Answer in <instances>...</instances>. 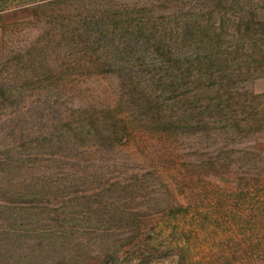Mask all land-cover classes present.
Listing matches in <instances>:
<instances>
[{"label": "rangeland", "instance_id": "1", "mask_svg": "<svg viewBox=\"0 0 264 264\" xmlns=\"http://www.w3.org/2000/svg\"><path fill=\"white\" fill-rule=\"evenodd\" d=\"M259 23L264 0L1 11L0 264H264Z\"/></svg>", "mask_w": 264, "mask_h": 264}, {"label": "trees", "instance_id": "2", "mask_svg": "<svg viewBox=\"0 0 264 264\" xmlns=\"http://www.w3.org/2000/svg\"><path fill=\"white\" fill-rule=\"evenodd\" d=\"M42 1L43 0H36V1H28V0H25V1H23V0H16V2H15V4H13V6H7V7H5V8H1L0 9V12L2 11V13H4V12H7V11H12V10H14V8H16V7H21V6H26V5H30V4H40V3H42ZM18 3V4H17ZM16 4H17V6H16ZM115 15H116V13H112L111 14V16H109L110 17V20L112 19V18H114L116 21H117V24H116V27L117 26H119L120 27V29L123 31L122 32V37H124V38H126L127 40L129 39L130 40V38L131 37H133V38H137L138 40L140 39V36L141 37H145L144 36V32L143 31H145L144 29H149L150 30V34H148V35H150V36H152V38L153 39H155L154 37H153V34H154V31L156 30L155 28H156V26H155V24L153 23V21H152V17H150V21L147 19L146 20V22H139V23H137V22H134V23H136V24H134V25H127V24H125V21H123V20H120V16L119 15H116V17H115ZM242 19V18H241ZM208 20H210V19H208ZM257 22H255V24H256ZM260 25L261 24H264V23H259ZM189 26V25H188ZM214 26H216V25H214V23L213 22H211V23H209L208 21L206 22V24H199V26H198V30H197V33H196V35H203V36H205L206 38H210V37H213V36H215L216 35V33H215V28H214ZM236 26V30H239L240 31V33L242 34V35H244V33H248V35H249V28H250V26H251V23H245V24H237V25H235ZM151 27H152V32H151ZM189 27H192V26H189ZM112 28V27H111ZM185 28H186V26H185ZM184 28V29H185ZM239 28H243V29H239ZM113 29L114 28H112V33H113ZM194 32H196L195 30H194ZM218 34V33H217ZM227 34V33H226ZM235 34V33H234ZM236 35V34H235ZM195 37H196V40H198V36H195L194 35V33H192V35H190L189 36V38H184V37H182V39H184V40H186L187 41V43H188V46H190V49H191V43H194L195 42ZM147 39V38H146ZM156 40V39H155ZM218 42H220L219 40H218ZM165 47H166V49H165V55H168L169 57H170V49H171V46L169 45V43L167 42V44H165ZM130 52H133V51H130ZM129 52V53H130ZM190 52L192 53V51L190 50ZM128 53V54H129ZM191 55V54H190ZM194 55V54H193ZM193 55L191 56L192 58H193ZM186 55H183L182 56V59H187V58H189V57H185ZM195 56V55H194ZM212 56V55H211ZM211 56H203V59L205 58V59H207V60H210V58H211ZM194 58H197V57H194ZM180 59V58H179ZM193 60V59H192ZM193 62H194V60H193ZM192 65H191V63L189 64V67H191ZM220 79V81L223 79V77H221V78H219ZM221 86V85H220ZM8 157V156H7ZM257 183H258V181H257ZM106 255H108V254H106Z\"/></svg>", "mask_w": 264, "mask_h": 264}]
</instances>
